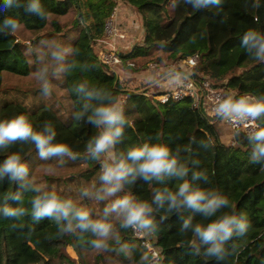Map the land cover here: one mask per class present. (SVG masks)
<instances>
[{"label":"trees","instance_id":"trees-1","mask_svg":"<svg viewBox=\"0 0 264 264\" xmlns=\"http://www.w3.org/2000/svg\"><path fill=\"white\" fill-rule=\"evenodd\" d=\"M123 1L135 12L144 14L163 9L165 16L154 25L146 23L148 34L143 44L122 53L124 62L121 66L104 64L94 49L104 36V22L116 5L114 0H42L47 11L46 19L27 14L23 7L5 13L14 15L19 26L32 35L30 51L34 53L35 44H40L45 37L49 36L51 45L64 44V39L75 33L71 48L75 49V54L69 58L72 67L63 74L64 87L73 110L65 121L62 114L51 107L42 105L28 109L20 103L6 101L0 105V119L25 113L37 129L50 124L57 132L55 142L66 143L72 148L76 156L72 161L84 160L93 165V170L85 178L89 180L100 170V164H95L97 160L90 159L86 153V145L98 129L86 119L75 118L80 105L72 89L82 82L107 89L123 106L130 124L115 151L126 154L129 147L149 138L154 143H166L173 150L177 146L188 149L183 153L184 163L190 169L188 178L193 171L204 173L206 181L193 183L213 188L227 196L230 207L222 211L244 212L251 223L244 236L233 237L228 242L229 254L223 260H217L206 255L203 249L199 254L192 250V233L180 230V215L157 212L158 230L146 236L153 246L160 249L159 264H264V166L249 162L250 145L246 136L242 132L239 135L235 133L233 144H222L218 135L219 120L207 116L202 107H192L191 98L160 104L155 98L161 93L155 89L156 85L137 81L140 72L149 69L150 62L167 67L197 53L198 62L188 72L191 73L190 79L199 86L207 80L211 88L224 87L230 94L264 95V63L249 57L240 45V37L245 31H264V2L257 7L254 0H223L219 7L196 10L184 4L183 0H179L175 8L170 0ZM67 17L69 20H66ZM2 19L3 15H0ZM202 31L205 36L199 39ZM14 34H0V94L3 72L18 76H28L32 72L22 49L23 44L16 42ZM193 37H197L195 44L192 43ZM162 44L165 47L162 48ZM152 48L159 49L161 55L150 60ZM126 61L134 63L135 67L127 66ZM159 69L155 78L166 72ZM201 142L210 146L203 148ZM12 153L20 154L27 162L37 151L30 141H17L0 150V161ZM180 182L172 178L162 184L137 180L126 185L117 195L132 193L139 199L150 201L157 189L168 187L175 190ZM17 188L18 184L7 177L0 180V206L5 204V196ZM32 195L26 192L20 206L30 209L29 198ZM8 203L16 206L15 202ZM181 215H192L193 224L210 222L199 213L193 215L185 211ZM161 216L165 217L162 222L159 219ZM117 229L120 241L132 245L133 251L129 255L119 253L116 251L119 245L109 241V250L104 251L107 257H116L131 264H148L150 257L147 249L134 237L132 230L119 229V223ZM94 238L90 233L79 231L60 235L55 222L45 218L37 223L32 220L30 212L19 218H0V264H87L85 256L96 250L89 244ZM68 248L73 250L74 256Z\"/></svg>","mask_w":264,"mask_h":264},{"label":"clouds","instance_id":"clouds-1","mask_svg":"<svg viewBox=\"0 0 264 264\" xmlns=\"http://www.w3.org/2000/svg\"><path fill=\"white\" fill-rule=\"evenodd\" d=\"M257 7L264 0H254ZM179 0H170L173 8ZM183 3L196 9L219 7L223 0H183ZM23 7L24 11L40 19L47 18V11L42 0H0V34H11L17 31L19 23L14 15H5L14 9ZM205 33L199 34L203 39ZM197 37H193L195 44ZM240 45L252 59L264 63V31L249 29L240 37ZM45 50L36 53V77L40 82V91L45 97L52 94V85L56 77L66 74L72 67L71 58L75 49L69 51V45L62 43L50 45L42 41L38 46ZM165 47V45H161ZM51 51H46L47 49ZM85 68L87 65L84 66ZM191 73L170 68L151 83L158 85L162 80L180 84L190 79ZM72 91L79 101V110L75 114L77 120L86 119L87 123L98 129L86 145V153L92 160L100 161L99 187L95 185L90 190H81V197L97 202L111 201L102 209V215L94 219L90 209L81 206L72 198L65 197L57 190L50 189L46 184L35 183L30 178L28 164L18 153L6 156L0 161V180L5 177L18 184L15 191L5 196V204L0 206V218H19L30 212L33 221L39 223L47 218L55 222L60 235L90 233L94 239L89 241L91 247L109 250V241L114 240L119 247L117 252L129 255L132 245L120 241L118 229L112 220H118L119 229H131L134 232L151 235L158 230L155 214L176 213L182 220L180 230L191 231L192 250L199 254L201 250L210 257L223 260L229 254L226 247L233 237L244 236L251 223L244 212H223L230 207V200L213 188L197 186L193 181L207 180L202 172L193 171L188 178L190 169L184 163L183 153L188 149L177 146L173 150L163 142H152L151 138L143 143L133 145L126 154L115 151L122 142L126 127L130 126L121 103L103 87L90 86L82 82L73 86ZM219 119L234 121L237 125L249 121L257 122L254 130L247 133L250 145L249 162L264 166V95H234L230 94L220 99L215 107ZM236 135H239L237 133ZM57 132L50 124L41 128L34 127L29 115L19 113L11 118L0 119V150L9 144L30 141L35 145L37 155L41 160L53 157H68L76 159L72 148L66 143H57ZM203 148L210 145L201 142ZM103 157V159H101ZM63 162V161H62ZM168 178L181 182L175 190L168 187L157 189L151 200L137 198L132 193L118 196L126 185L137 180L146 183H165ZM31 192L30 209L23 204L25 193ZM116 197L115 199H112ZM9 201L16 206H10ZM190 211L202 214L209 223L193 224V216L183 217L181 214ZM214 218V219H213ZM162 222L165 217L161 216Z\"/></svg>","mask_w":264,"mask_h":264},{"label":"rangeland","instance_id":"rangeland-1","mask_svg":"<svg viewBox=\"0 0 264 264\" xmlns=\"http://www.w3.org/2000/svg\"><path fill=\"white\" fill-rule=\"evenodd\" d=\"M114 1L117 5V1ZM164 16L165 14L163 9L151 10L145 12L144 14L136 12V17H134V21H137V23H139L140 25L139 40L141 41V44H143L144 39L148 34V28L146 23L148 25L149 23L150 25H154L158 20L159 22L162 21ZM60 20L64 21V19L61 18ZM66 20H69V17H67ZM74 34L75 33L64 39V44L70 46L68 49L69 51H71L72 44L75 39ZM14 36L16 37V42L19 45L23 44L22 49L25 51L24 54H26V58L32 69V72L28 76L11 75L6 72H3V87L0 94V105H2L6 101L20 103L28 109H33L45 105L51 107L56 113L62 114V119L67 121L69 114L73 110V106L68 96V93L64 87L63 74L56 77L52 85V94L48 97H45L40 91V82L36 77V57H34L36 53H40L45 50L38 47L41 44H39L38 42L34 46L36 50L35 53L33 51H30V44L33 40L32 35L29 32L25 31L22 26H18V29L15 32ZM48 38L49 36L45 37L44 41H48L47 43L51 45V42H49ZM55 40L56 39H54V41ZM103 40H107L105 33L101 41ZM24 48H26L27 51ZM103 48V44L102 46L94 48L97 55L98 52H101L103 50ZM46 51H51V49L49 48ZM32 52L34 53V55ZM160 55L161 52L159 49L152 48L149 53L148 59L152 60L156 57H159ZM167 70L168 69H166V71ZM143 72L144 70L140 73L142 74ZM152 79L153 78L149 79L147 77H140L137 78V81L151 83ZM158 85H156L155 89L158 91L163 90V87H159ZM226 92L228 95L230 94L227 90ZM221 143L224 144L223 142ZM101 159H103V157H101ZM96 162L97 163L95 164L101 163L98 160ZM26 163L29 166L30 178L33 182L39 184H46L50 189L57 190L63 196L72 198L73 200L77 201L81 206L92 210L95 215L94 219L99 218L102 215V209L105 204L111 202H97L95 200L81 197L80 192L82 189L88 188L91 190L94 185L96 187H99V174L101 171L100 168V170L96 174L94 173L92 176L89 177V180H85L86 175L91 172L94 167L93 165H89L84 160L72 161V159L68 157H53L48 160H41L37 154H34L28 158V161ZM115 198L116 197H113L112 199ZM112 223L117 228V224L119 223L118 220L113 219ZM68 251L74 256L75 253L71 248H68ZM104 251L105 250L96 249L93 252L88 253L85 256L87 264H131L129 263V261L122 262L119 258L116 257L111 256V258H109L107 257ZM111 259L112 261L109 262V260Z\"/></svg>","mask_w":264,"mask_h":264},{"label":"built area","instance_id":"built-area-1","mask_svg":"<svg viewBox=\"0 0 264 264\" xmlns=\"http://www.w3.org/2000/svg\"><path fill=\"white\" fill-rule=\"evenodd\" d=\"M118 7L115 5L110 15L106 18L104 22V33L107 40L101 41L104 48L101 52H98L99 60L104 64L110 66H121L123 64V59L121 53L116 49L118 40L124 41L126 39V34L118 29L116 23ZM199 56L197 53H193L187 56L181 62L172 63L171 68H175L181 71L191 70L198 62ZM126 65L129 67H135L134 63L126 61ZM148 68L155 70L159 69L160 66L156 62H150ZM226 89L224 87L213 89L209 85L207 80H203L199 86L197 82L193 79H189L186 82L180 84H170L164 88V90L158 94L155 98L160 104H165L172 100L175 102L181 101L185 98H191L193 100L192 107L199 108L202 107L204 112L210 118H217L224 125L230 128L234 134L242 132L246 137L249 130H254L256 128L257 122L249 121L237 125L234 121H228L224 119H219L215 113V107L219 103L220 99L227 96ZM230 95V94H229ZM133 232L134 237L140 241L141 245L147 249L149 255L148 264H159L160 262V249L157 246H153L149 240V237L142 233Z\"/></svg>","mask_w":264,"mask_h":264},{"label":"crops","instance_id":"crops-1","mask_svg":"<svg viewBox=\"0 0 264 264\" xmlns=\"http://www.w3.org/2000/svg\"><path fill=\"white\" fill-rule=\"evenodd\" d=\"M117 1V17L116 23L118 29L126 34V39L124 41L118 40L116 49L122 54L127 53L131 48L133 49L138 44H141L139 40V33H140V25L137 21H134V17H136V12L130 6L126 5L123 0H116ZM134 21V23H133ZM159 22V20H158ZM102 46V43H99L95 46ZM172 64H169L167 67H160L159 71H166V69H170ZM158 69L152 70L147 69L142 74L140 73L137 78L140 77H147L153 78L159 74ZM156 71V72H155ZM168 80H162L159 83V87H163V90L166 86L170 85ZM163 90H160L162 92ZM218 135L220 141L223 142L225 145H231L234 143V132L224 125L221 121L218 122Z\"/></svg>","mask_w":264,"mask_h":264}]
</instances>
